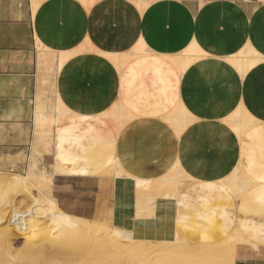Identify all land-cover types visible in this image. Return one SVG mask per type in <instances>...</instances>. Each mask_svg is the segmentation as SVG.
<instances>
[{"label": "crops", "instance_id": "crops-1", "mask_svg": "<svg viewBox=\"0 0 264 264\" xmlns=\"http://www.w3.org/2000/svg\"><path fill=\"white\" fill-rule=\"evenodd\" d=\"M133 50L123 68L107 56ZM181 52L206 55L182 72L168 58ZM255 53L246 75L230 63ZM183 109L179 132L168 118ZM177 160L192 179L158 193ZM48 161L71 201L124 179L131 218L154 239L240 235L251 246L234 264H264V0H0V172ZM117 161L124 175L108 173ZM234 170L249 181L239 195L222 184Z\"/></svg>", "mask_w": 264, "mask_h": 264}, {"label": "rangeland", "instance_id": "rangeland-1", "mask_svg": "<svg viewBox=\"0 0 264 264\" xmlns=\"http://www.w3.org/2000/svg\"><path fill=\"white\" fill-rule=\"evenodd\" d=\"M141 50L145 51L143 47H141ZM133 52L134 50L129 54ZM251 55L257 56V53ZM58 106V117L57 119L52 118L55 128H58L67 117V111L64 110L61 103ZM176 111H179L178 108ZM188 116L190 117L189 112ZM103 117L117 131L115 121L110 117ZM54 170L53 163L48 161L43 166L37 162L30 170L0 172V264H122V262L126 264L130 252L140 254L138 260L131 264H209L210 262V264L212 262L213 264H226L227 259L229 261L230 256L226 255L228 253H224V255L222 253L217 258L205 257L204 254L199 253L201 250H196L195 257H191L181 254L179 250L175 249L176 247L172 250V242L183 239L179 231H177V236L172 241H159L150 236L147 228L143 225H136L131 218L129 206L130 186L127 181H123L124 179L115 182L114 192L112 193L113 182H111L110 177L107 178L106 176V179L102 182L103 190H98L96 199L93 198L90 190L89 193H84L83 197L74 202L63 197V192L55 190L54 184L51 183V180H48L50 178L48 175ZM177 171L179 170H170L156 181L158 193L166 192V196H177L178 188L182 184V180L177 181V179L183 176H187V179L192 178L184 170ZM28 172L31 173L27 175ZM118 172H120V175L125 173L124 170ZM108 173L116 175V170H109ZM176 173H178V176H176ZM23 175H26V178L24 182L20 181L19 186L16 187L10 184L12 180L15 178L21 179ZM94 180L96 178L86 181L89 183ZM186 182L180 187L182 188ZM84 183L86 182H77L78 185ZM145 183L138 186L140 190L151 187L150 180H146ZM245 189L236 187L232 191L239 195ZM35 197L39 199L41 213L37 217L38 219L30 222L24 218L25 213L23 210L32 205V200ZM12 202L13 204H11ZM95 208L97 210L93 213ZM147 209L149 207L144 206L139 209L137 214L142 215ZM63 211L71 213L72 216ZM53 214L59 215L62 225L58 227L50 225V218ZM114 228L132 230L134 239L138 241L139 246L137 249H130L125 244L120 246L105 244L102 239ZM2 238L5 240L2 241ZM190 242L192 243L187 242V244L191 246L201 245V243L198 244L192 240ZM235 246L240 250L247 245L237 242ZM236 248L229 253L233 260L238 256ZM174 250L175 253L172 252ZM217 260L222 261V263Z\"/></svg>", "mask_w": 264, "mask_h": 264}, {"label": "bare ground", "instance_id": "bare-ground-1", "mask_svg": "<svg viewBox=\"0 0 264 264\" xmlns=\"http://www.w3.org/2000/svg\"><path fill=\"white\" fill-rule=\"evenodd\" d=\"M204 55H206V54L203 53V54H199V55H193V54H190V53H185V52L182 53L181 52V54L168 56V58L179 68L180 71L184 72L187 68H189L191 66V64L197 58L202 57V56L204 57ZM107 56L110 59H112L114 61V63L119 68H123L125 66V64L128 61H130V59H132V57L138 56V54H131L130 53V54H125V55H121V56L120 55H116V54H108ZM231 56H232V58H230L231 65L233 64L235 66L234 68H236L243 75H246L248 73V71L251 70L252 67H254L258 62H260L262 60V57L253 56V55H247V54H245V55H231ZM66 57H68V56H66ZM64 60H65L64 58H61L59 64H62ZM119 70H122V69H119ZM187 116H188V112L185 109H183L182 110V114H178V115L176 114V115L170 117L169 120L175 125L176 130H178L179 132H182V130L184 129V126L187 124ZM248 121H250L249 118L248 119L245 118L243 124H247ZM235 124L238 125L237 123H235ZM242 126H244V125H242ZM245 127H246V125H245ZM241 128L235 129L238 134H243L244 128H242V129ZM119 161H117L116 165H114L115 167H118V168H116V169H115V167L112 168V170H116V175L117 176H120V172H118V171L123 170V168L121 167ZM172 170H179L180 171L179 160H177V162L175 164V167ZM179 171H177V172H179ZM30 173L31 172H28L27 175H29ZM18 176H20V175H18ZM25 176L26 175H23L21 179L15 178L14 180L11 181L10 184H13V186L15 185L16 187H17V185L19 186L20 181L24 182V180L26 178ZM176 176H178V173H176ZM246 178L247 177L241 172V170H234L227 178L222 180V182H223L222 184H225L224 186H228V189H230V191L231 190H235L236 187L239 188V189L240 188L241 189H245V188H247V185H248V180L246 181ZM133 179L136 181V184L138 186H142L146 182V180H148V179H146V180L141 179L138 176L134 177ZM191 179L192 178L187 179V176H183V177L178 178L177 181L182 180L181 183L183 184L185 181H188V180L190 181ZM48 180H51V183H52L53 177H50ZM142 180H144V181H142ZM220 183H221V181H220ZM38 200H39L38 197L37 198L35 197L34 200H32L33 201L32 205L30 207H27V208L25 207L26 209L23 210V212L25 213L24 214V218H26V220H29L30 222H31V220L38 219L37 217L41 213L40 203H39ZM11 204H13V202ZM4 213H2V214L4 215ZM50 225L52 227H58V226L62 225L61 218L59 217V215H57V214H53L52 215V217L50 218ZM2 239H3L2 241L5 240L4 238H2ZM102 241L105 244H110V245H114V246H120L122 244H125L130 249H137V247L139 246L137 244L138 241H136L134 239V232L132 230H125V229H120V228H116V229L114 228L112 231H110V233L105 238L102 239ZM237 242H242L245 245H247L249 248L251 246V245H249V243H247L244 240H242L240 235L237 236L236 241L234 243H232V244H226V243L225 244H223V243L202 244L201 243L200 246H191V245H188L186 241L183 242V241H180L178 239L176 242H172L173 246L172 245L171 246L173 247L172 250L174 249V247H176L175 249H177V251L179 250V252L181 254H185V255L191 256V257H195V251L196 250H198V251L201 250L199 253L204 254L205 257H216L217 258V256L222 255V253H223V255H224V253H228L226 255L230 256V259H229V261L227 259L226 264H234V260L232 259L231 255L229 253H231L232 250H234L236 248L235 245H236ZM147 249H148V247H147ZM172 252L175 253V250L172 251ZM176 254H177V252H176ZM138 255H140V254H138V252H136L135 254H132L130 252L128 254L126 264H131V263L135 262L136 260H138ZM226 255H225V257H226ZM227 258H229V257H227ZM211 260H209V261H211ZM220 260H222V259H220ZM217 261H219V260H217ZM223 261H225V260H223ZM219 262L222 263V261H219ZM122 264H125V262H122ZM212 264H213V262H212Z\"/></svg>", "mask_w": 264, "mask_h": 264}]
</instances>
